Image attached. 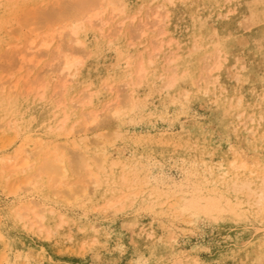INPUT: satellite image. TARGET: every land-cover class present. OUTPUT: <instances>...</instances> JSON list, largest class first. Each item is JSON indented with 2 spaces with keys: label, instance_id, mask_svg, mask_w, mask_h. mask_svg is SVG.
Masks as SVG:
<instances>
[{
  "label": "rangeland",
  "instance_id": "rangeland-1",
  "mask_svg": "<svg viewBox=\"0 0 264 264\" xmlns=\"http://www.w3.org/2000/svg\"><path fill=\"white\" fill-rule=\"evenodd\" d=\"M70 1L14 0L0 5V81L20 76L13 67L20 49L32 45L30 36L41 38L69 23L42 16L51 9L63 16ZM113 1L124 11L105 31H79L84 48L73 47L84 52L74 54L81 59L71 72L75 77L65 75L54 45L34 69L37 77L51 78L41 90L44 97L37 86L29 94L0 91V157L14 159L21 149L32 152L40 142L45 143H40L43 149L49 143L51 151L55 144L70 146L69 174L63 183L58 182L59 173L49 170L27 180L39 172L45 150L30 157L33 166L27 173H10L13 163L0 159V173L5 169L0 174V264H174L180 258L181 264H264V209L245 204L236 211L206 215L173 204L179 196L200 189L206 194L217 186L218 192L232 196L224 173L234 171L233 160L247 163L241 171L248 177L264 172V0ZM157 13L159 28L140 32L145 23L157 21ZM70 35L63 36L65 50L72 47ZM36 47L32 49L39 51ZM63 74L69 77L68 85L62 96L54 97L53 83ZM113 101L120 106L113 107ZM114 109L120 110L115 116ZM64 116L65 124L60 121ZM91 170L99 172L102 183L91 181ZM124 173H129V183L122 179ZM131 181L138 182L136 187ZM27 198L46 200V208H38L45 216L43 229L18 215ZM112 202L113 207L108 205Z\"/></svg>",
  "mask_w": 264,
  "mask_h": 264
},
{
  "label": "bare ground",
  "instance_id": "bare-ground-1",
  "mask_svg": "<svg viewBox=\"0 0 264 264\" xmlns=\"http://www.w3.org/2000/svg\"><path fill=\"white\" fill-rule=\"evenodd\" d=\"M5 1H14V0H0V5H2ZM69 6L68 5H64V7L66 8V9H64L65 10V12H64V15L63 16H61L62 14H61V12H59V11H57L56 9H51V10H48V11H46L45 12V14H44V12H43V18H44V20L46 19V20H48V19H51V18H56L57 19V17H59V21L60 22H66V21H69V23L68 24H65V25H63V26H61V27H58V28H55V29H53L52 31H50L49 32V34L48 33H46V35L45 36H43V34L42 35H40V36H42L41 38L39 37H35V36H33V37H35V38H33V37H31L30 36V38L29 39H31V40H29V41H31V43H32V45L34 46V47H36V45L38 44V46L36 47V48H38V47H40L38 50L39 51H37V49L34 51V49H32L33 48V46L31 45V46H28L27 45V47H28V49L26 50V49H24L25 47L23 46V48L22 49H24V50H26V51H24L23 50V52H22V49H20L21 51H20V57H18L17 59H19L18 61H16L15 63H16V65L13 67L14 68V70L16 69L19 73H20V76L18 77H16V79L14 80V78L12 79V81L10 82L9 81V79L8 80H6V81H3V80H1L0 81V91L3 93V92H5V93H8V94H13V93H17V94H29V93H32V92H34V91H32L31 92V89L35 86H37L38 88H37V90L38 91H40L39 93L37 92V96H38V94L41 96V95H43L42 97H44V93L45 92H43V91H41V90H43L44 88L45 89H47L46 88V86L48 85V83H50V81H51V78H47V77H44V75L42 76V77H37V74L39 73V71H38V73L37 72H35L34 71V69L36 68V65H37V63L42 59V58H44L45 57V55H47V53H49V52H51L52 51V47L54 46V45H56L55 46V49H56V54L58 55H55V56H57V57H62V69L63 70H66L65 72L67 73V74H65V75H71V76H74V71H75V67L76 68H78L77 67V65H79V63H81L80 61H81V59L79 58V59H77V54L76 55H74L75 54V52H81L82 50V47H81V49L80 48H75V47H73L74 46V43L76 44V46H78V45H84L83 43H84V41H82L81 39H79V37H78V34H79V31L80 30H82V28L83 27H88V28H92V29H94V28H96L97 30L96 31H98V30H100V32L103 30V31H105V28H104V26L105 25H107L108 23H110L116 16H117V14H120L122 11H124V10H122V9H120L121 7H119V4H117V3H115L113 0H71L70 2H69ZM118 6H117V5ZM159 6V8H161L160 7V5H158ZM161 6H163V5H161ZM108 8H110V10H111V12L108 14V17L106 16L105 18H103V15L106 13L105 11L108 9ZM123 9H124V7H123ZM63 10V11H64ZM109 10V9H108ZM108 13V12H107ZM106 13V14H107ZM38 15V14H37ZM61 16V17H60ZM66 16V17H65ZM38 17H41V15H39ZM160 17V14L159 13H157L156 14V18H157V21H155V23L154 24H152V26L150 25V24H148V23H145V25H146V27L145 28H143V27H141V29L142 30H139L140 32H142V33H144V31H146L147 29L149 30L150 28H153L154 27V30L156 29V28H159V26H160V23H162L161 21H162V19L161 18H159ZM42 18V19H43ZM143 25V24H142ZM163 28V27H162ZM87 29V28H86ZM158 30H160V29H158ZM94 31H95V29H94ZM162 31V30H161ZM164 31V30H163ZM163 31H162V33H163ZM99 32V31H98ZM66 33H68V35L69 34H71L70 36H69V38L70 37H72L71 38V43H72V47H70V46H68V47H70L72 50H69L70 48H67L68 50H65V48L63 49L62 47V45H61V43L63 42L62 41V39L65 41L66 40V38H63V36L65 35L66 36ZM141 33V34H142ZM147 33V32H146ZM139 34V33H138ZM161 34V33H160ZM159 34V35H160ZM31 35V34H30ZM107 35H110V33L109 34H107ZM144 35V34H143ZM146 35V34H145ZM38 36V35H37ZM103 36V35H102ZM112 36V35H111ZM142 36V35H141ZM28 37V36H27ZM26 37V38H27ZM106 37V36H105ZM108 37V36H107ZM162 37V36H161ZM39 39V42H36V44L34 45L33 43H35V40H38ZM27 41H28V39H26ZM24 41V40H23ZM161 41V40H160ZM26 42V41H25ZM157 42H159V41H157ZM67 44H68V42H66ZM161 44H162V42H160ZM22 44V43H21ZM21 44H18V45H21ZM26 44H27V42H26ZM63 44H64V42H63ZM161 44L159 45V46H161ZM17 45V46H18ZM157 45V44H156ZM12 46V49L14 50V48H13V46L14 45H11ZM22 46V45H21ZM62 46V47H61ZM14 47H16V46H14ZM80 47V46H79ZM17 48V47H16ZM83 48H84V46H83ZM154 48V47H153ZM157 48V47H156ZM54 49V47H53V51L55 50ZM152 49V48H151ZM155 49V48H154ZM15 51V50H14ZM13 51V52H14ZM12 52V53H13ZM82 52H84V50L82 51ZM151 52H152V50H151ZM16 53H18V52H16ZM52 53V52H51ZM55 53V52H54ZM10 54V53H9ZM81 54V53H80ZM153 54L154 53H152V56H153ZM13 55H15V54H13ZM53 55V54H52ZM155 55V54H154ZM18 56V55H17ZM80 56V55H79ZM78 56V57H79ZM15 57H16V55H15ZM15 57H14V59H15ZM150 57H151V55H150ZM153 59V58H152ZM59 60V59H58ZM150 60V59H149ZM60 61H61V59H60ZM60 63V62H59ZM11 66V65H10ZM215 68V67H214ZM59 69H61V68H59ZM74 69V71H73V73H71L72 72V70ZM142 70H144L143 69V65H142V67H140L139 68V74H138V76H142L141 74H142ZM11 71V74H13L12 73V70H10ZM33 71L35 72V75L34 76H36L35 78H33L34 76L32 75V73H33ZM211 71H213V70H211ZM137 72V71H136ZM209 72V71H208ZM46 74V73H45ZM64 74L62 75V77H60V80H59V77H57V76H59V75H57V76H55V77H57L58 78V80H57V82H56V80H54L56 83H53L54 84V89L55 90H52V92L54 91V93L52 94V96H57V95H60V93H62L63 94V91H65L64 89L66 88V85H68L67 84V79L69 78L68 76V78L67 79H65V76H64ZM16 75V74H15ZM40 76H41V74H39ZM38 75V76H39ZM75 77V76H74ZM53 78V77H52ZM71 78V77H70ZM205 78V77H204ZM10 79H11V77H10ZM9 81V84H6L7 82ZM53 81V82H54ZM69 81V80H68ZM72 81V80H71ZM172 82H174V81H172ZM5 85H9V87L7 86H5ZM24 87H26L25 89V91H23L24 89ZM52 87V88H53ZM49 88V87H48ZM35 89V88H34ZM33 89V90H34ZM44 89V90H45ZM47 92V91H46ZM68 92V91H67ZM35 93V92H34ZM88 93V92H87ZM82 95V94H81ZM84 92H83V98H84ZM89 95H90V93H89ZM51 96V98H53ZM54 96V97H55ZM60 96H62V95H60ZM60 96H59V98H60ZM116 96H118V95H116ZM78 97V96H77ZM77 97H75V98H77ZM86 97V99H87V96H85ZM50 98V97H49ZM65 98V97H64ZM82 98V97H81ZM80 98V99H81ZM116 98V97H115ZM85 99V98H84ZM83 99V100H84ZM85 99V100H86ZM88 100H89V98H88ZM118 100V99H117ZM69 101V100H68ZM82 100H80V102H81ZM57 102V101H56ZM55 102V103H56ZM59 102V104H60V102L61 101H58ZM57 102V103H58ZM64 102V101H63ZM71 102H73L72 100H71ZM89 102L91 103V98H90V100H89ZM114 102V101H113ZM75 103V102H74ZM76 103H78V104H80L79 103V101L77 102V99H76ZM90 103H88V104H90ZM107 103V102H106ZM105 103V104H106ZM115 103V105L113 106V107H115L116 106V102H114ZM134 103V102H133ZM77 104V105H78ZM82 104H83V102H82ZM104 104V105H105ZM108 104H110V103H108ZM118 104V103H117ZM61 105H63V104H61ZM76 104H73V106H75ZM81 105V104H80ZM56 106H57V104H56ZM60 106V105H59ZM64 106V105H63ZM84 106V105H83ZM118 106H120V105H118ZM118 106H116V107H118ZM132 106H134V104L132 105ZM67 107V106H66ZM70 107V106H69ZM75 107H77V106H75ZM74 107V108H75ZM85 107V106H84ZM104 107V106H103ZM113 107L111 108V107H109V109L111 108V109H113ZM115 107V108H116ZM122 107V106H121ZM135 107V106H134ZM72 108V107H71ZM76 109V108H75ZM106 109V108H105ZM108 109V108H107ZM131 109H133L134 110V108H131ZM27 110V109H26ZM59 110V109H58ZM62 111H63V109H61ZM81 110V109H80ZM82 111V110H81ZM110 110H108V112H109ZM111 111H113V110H111ZM67 112V111H66ZM88 112H90V111H88ZM91 112H93V111H91ZM95 112V111H94ZM99 113H100V111H98ZM120 112V110L119 109H114V111H113V114H114V116L115 115H117L118 113ZM26 113V112H25ZM63 113H65L64 111H63ZM81 113V112H80ZM83 114H85V113H83ZM92 114H94V113H92ZM66 115V114H65ZM67 115H69V114H67ZM76 115V114H75ZM87 115V114H86ZM91 115V114H90ZM89 115V116H90ZM102 115V114H101ZM20 116V115H19ZM21 116H23V115H21ZM83 116H85V115H83ZM88 116V115H87ZM87 116H86V118H87ZM89 116H88V118H89ZM94 116V115H93ZM99 116V115H98ZM53 117H54V115H53ZM68 116H64L63 118L64 119H62V120H60L61 121V123H63V124H65V122L67 121V118ZM100 117V116H99ZM99 117H98V119H99ZM83 118V117H82ZM86 118H85V120H86ZM110 118V117H109ZM84 119V118H83ZM102 119H105V118H102ZM90 120H92V118L90 119ZM99 120H101V119H99ZM110 120V119H109ZM18 121V120H17ZM28 121H29V119H28ZM80 121V120H79ZM78 121V122H79ZM84 120H82V122H83ZM87 121V120H86ZM94 121H96V119H94ZM104 121V120H103ZM108 121V120H107ZM49 122H50V120H49ZM85 122V121H84ZM97 122H99V121H97ZM14 123V122H13ZM73 123V122H72ZM76 123V122H75ZM87 123V122H86ZM95 123V122H94ZM103 123V122H102ZM15 124V123H14ZM14 124H10V128H12V129H14L13 128V125ZM62 124V126L64 127V125ZM77 124V123H76ZM75 124V125H76ZM93 124V123H92ZM109 124V123H108ZM16 125V124H15ZM14 125V126H15ZM61 125V124H60ZM73 125V124H72ZM82 125V124H81ZM87 125V124H86ZM89 125H90V123H89ZM101 125V124H100ZM55 126H56V124H55ZM80 126V125H79ZM83 126V125H82ZM97 126V125H96ZM99 126V125H98ZM102 126V125H101ZM60 127V126H59ZM59 127H57V128H59ZM75 127V126H74ZM84 127V126H83ZM87 127V126H86ZM102 127H104V126H102ZM109 127V126H108ZM48 128V127H47ZM50 128V127H49ZM72 128V127H71ZM70 128V129H71ZM87 128H89V127H87ZM112 128H113V125H112ZM29 129V128H28ZM75 129V128H74ZM81 129H83V128H81ZM85 129V128H84ZM101 129V128H100ZM24 130V129H23ZM49 130V129H48ZM60 130H63V129H60ZM69 130V129H68ZM88 130V129H87ZM112 130V129H111ZM51 131H52V129H51ZM57 131H59V130H57ZM56 131V132H57ZM65 131H67V129L65 130ZM70 131H72V129L70 130ZM78 131V130H77ZM80 131V130H79ZM86 131V130H85ZM59 132H61V131H59ZM76 132V131H75ZM111 132V131H110ZM73 133H74V130H73ZM77 133V132H76ZM85 133V132H84ZM118 134V133H117ZM66 135V133L64 134V136ZM69 135V134H68ZM119 136V135H118ZM70 137V136H69ZM86 138V137H85ZM80 139H82V138H80ZM72 140V139H71ZM74 140V139H73ZM85 140V139H84ZM55 142V141H54ZM64 142V141H63ZM71 142V141H70ZM74 141H72V143H73ZM41 143V142H40ZM38 144L39 145V149L37 148V146H36V148H34V149H32V152H31V150H29L28 148V150L29 151H27V149L26 150H22L21 149V152L22 153H17L18 154V156H17V154L14 156V159H16V158H19V157H21V159H18V161L19 160H21L20 162H17L16 160H14L13 159V155L12 156H10V155H6V157H5V160L6 161H9V162H11V163H13L11 166H10V169H9V167H8V169L10 170V173H27L28 171H29V169L33 166L32 164H30V157H33L35 154H37L38 152L39 153H41V151H43V150H45V151H47L46 153L44 152H42L43 154H44V156H43V161H41L42 162V164L40 165V167L38 168V166H36V168H38L37 169V171H39V172H37L36 174L34 173H32V175L30 174L29 176L30 177H28L27 178V180L28 181H31V180H33L37 175H42L41 173L43 172V170H44V172H46L45 170H49L48 172L49 173H51L52 172V175H53V173H54V175H55V173H59L58 174V177L59 176H62L59 180L60 181H58L59 183H63L62 182V179H64V178H66L67 177V175L69 174V168H68V166H67V164H69V162H68V160L69 159H67V156H68V151H67V148H69L68 147V145L67 144H62L61 142H60V144H62V146L60 147V145H52L53 147V149H52V151L50 150H47V148H48V146H50V145H48L47 144V146H46V149L44 148H41V144H43V143H41V144ZM56 143V142H55ZM58 143V142H57ZM75 143V142H74ZM73 143V144H74ZM85 143V142H84ZM77 144V143H76ZM82 144V143H81ZM80 145V144H79ZM42 146H45V143L42 145ZM72 146V145H71ZM75 146V145H74ZM22 147H24V146H22ZM73 147V146H72ZM76 147V146H75ZM25 148H26V146H25ZM77 148V147H76ZM80 148H81V146H80ZM60 149H62V150H60ZM72 149V148H71ZM40 150V151H39ZM36 151H38L37 153H36ZM49 152V153H48ZM41 153V154H42ZM14 154V153H13ZM40 154V155H41ZM4 157H0V159L1 158H3L4 159ZM40 157H42V155L40 156ZM36 158H38V157H36ZM69 158V157H68ZM104 158H106V157H104ZM39 159V158H38ZM67 159V160H66ZM73 159V158H72ZM115 159V158H114ZM34 160V159H33ZM37 160V159H36ZM100 160V159H99ZM103 160H105V159H103ZM4 161V160H3ZM6 161H4L5 163H6ZM13 161H15V163L13 162ZM66 161L68 162L67 164H66ZM101 161H102V159H101ZM112 161H114V160H112ZM137 161V160H136ZM31 162H33V161H31ZM40 162V163H41ZM120 162V161H119ZM8 163V162H7ZM10 163V164H11ZM90 163V162H89ZM89 163H86V164H88L87 166L89 167V169H91V164H89ZM93 163V162H92ZM100 163V162H99ZM101 163H104L103 161L101 162ZM136 163V162H135ZM138 163V162H137ZM34 164V163H33ZM94 164V163H93ZM123 164V163H122ZM230 164V163H229ZM1 165H3V164H0V168H1ZM37 165V164H36ZM81 165V164H80ZM83 165H85V164H83ZM99 165V164H98ZM102 165V164H101ZM231 165V167H232V169L234 170V171H232V170H229V171H231L229 174L228 173H224V175L225 176H227V178L226 179H224V181H227V179H228V185L226 186L227 187V190L229 191V193H232L233 195L231 196V195H228V196H225L224 194H222V193H220V192H218L216 189H217V187H215V188H213L212 190H210V192H208V193H206V194H202V189H200V191H201V193H191L190 195H188V196H186L185 195V197L184 196H182V198H179V197H177V199L175 198V201H174V203L173 204H175V203H177L179 206L178 207H180L181 209H183V208H187V209H196L197 211H200V212H202V213H204V214H206V215H216V214H218V213H224V211H226V210H228V211H236L237 209H239L240 207H243L245 204L246 205H248L249 207H251L252 209L253 208H258V209H260V210H263L264 209V172H262V174H261V176L260 177H258L257 178V175H256V178L254 177V178H252V177H248V176H246L245 174H244V171H241V170H246L247 169V163H245V162H243V161H241L240 163H237L236 161H232V163L230 164ZM6 166H7V164H6ZM87 166H85L86 168H88ZM113 166V165H112ZM133 166V165H132ZM139 166H140V164H139ZM3 167H5V166H2V169H3ZM69 167H70V165H69ZM100 167V166H99ZM104 167H105V165H104ZM108 167V166H107ZM114 167V166H113ZM6 168V167H5ZM85 168V169H86ZM97 168V167H96ZM33 169V168H32ZM106 169V168H105ZM111 169V168H110ZM120 169H121V167H120ZM254 169V168H253ZM4 171H5V169H3ZM9 170H8V173H9ZM72 170V169H71ZM93 170V169H92ZM92 170L90 171V173H89V175L93 178V179H91V181H93L94 180V184H97L99 181H101V183H102V180L101 179H99V176H98V174H99V170H98V168H97V170H96V172H98V174L97 173H95V172H92ZM102 170V169H101ZM122 170V169H121ZM135 170H136V168H135ZM134 170V171H135ZM210 170V169H209ZM212 170V169H211ZM214 170V169H213ZM212 170V171H213ZM227 170V169H226ZM227 170V171H228ZM259 170V169H258ZM4 171H2V174H3V172ZM42 171V172H41ZM51 171V172H50ZM103 171V170H102ZM102 171H101V174H102ZM110 171V173H111V171H112V169L111 170H108V172ZM132 171V170H131ZM134 171H132L133 173H134ZM197 171V170H196ZM211 171V172H212ZM249 171V170H248ZM0 172H1V170H0ZM105 172V171H104ZM122 172V171H121ZM125 172H127V171H125ZM136 172H137V170H136ZM210 172V171H209ZM226 172V171H225ZM251 172V171H250ZM249 172V173H250ZM255 172V171H254ZM254 172H252L253 174H254ZM8 173L6 174L5 173V175H7L8 176ZM47 173V172H46ZM49 173H47V174H49ZM106 173V172H105ZM131 173V172H130ZM218 172H216V174H217ZM1 174V173H0ZM1 174V175H2ZM44 174V173H43ZM88 174V173H87ZM108 174V173H107ZM125 174V173H124ZM129 173H127V175H128ZM221 174H223V173H221ZM245 176H244V175ZM259 174H260V171H259ZM258 174V175H259ZM39 175V176H40ZM114 175V174H113ZM113 175H110V177L111 176H113ZM123 175V174H122ZM122 175H120L119 176V178L122 176ZM127 175L125 174V176H123V180H124V182L125 181H127V180H129V179H127ZM144 175V174H143ZM142 175V176H143ZM218 175H220V174H218ZM28 176V175H27ZM87 176V175H86ZM102 176V175H101ZM104 176H105V174H104ZM107 176V175H106ZM129 176V175H128ZM132 176H133V174H132ZM134 176H136V175H134ZM133 176V177H134ZM201 176V175H200ZM211 176V175H210ZM11 177V176H10ZM12 177H13V175H12ZM18 177V176H17ZM38 177V176H37ZM36 177V178H37ZM56 177H57V175H56ZM72 177V176H71ZM109 177V176H108ZM109 177V178H110ZM113 177H115V175L113 176ZM132 177V178H133ZM144 177V176H143ZM142 177V178H143ZM214 177V176H213ZM221 177V176H220ZM224 177V176H223ZM25 178V177H24ZM53 178V177H52ZM54 178H55V176H54ZM53 178V179H54ZM106 178V177H105ZM120 178V179H121ZM131 178V179H132ZM136 178V177H135ZM134 178V179H135ZM201 178V177H200ZM103 179H104V177H103ZM106 179H108V178H106ZM113 179H115L116 180V178H113ZM257 179H259L258 181H257ZM19 180V179H18ZM24 180H26V178L24 179ZM114 180V181H115ZM133 180V179H132ZM143 180V179H142ZM212 180V179H211ZM216 180H217V178H216ZM221 180V179H220ZM219 180V181H220ZM21 181V180H20ZM130 181V180H129ZM135 181V180H134ZM137 181H138V179H137ZM136 181V183H138ZM144 181H146L145 183H147L148 181L147 180H145L144 179ZM144 181H143V183H144ZM212 181H214V179L212 180ZM53 182V181H52ZM105 182H107V180L105 181ZM112 182V180L110 181V183ZM128 182V181H127ZM131 182H133V181H131ZM130 182V183H131ZM139 182H140V180H139ZM55 183H56V181H55ZM58 183V184H59ZM110 183H108L107 182V184L109 185ZM129 183V182H128ZM134 183L135 182H133V184L132 185H134ZM135 183V184H136ZM142 183V182H141ZM140 183V184H141ZM213 183V182H212ZM217 183V182H216ZM225 183V182H224ZM53 184V183H52ZM74 184V183H73ZM139 184V185H140ZM17 185V184H16ZM19 185V184H18ZM62 185V184H61ZM72 185V184H71ZM122 185H124V184H122ZM125 185H126V183H125ZM131 185V188H133V186ZM137 185V184H136ZM136 185H134L135 187H136ZM138 185V186H139ZM149 185V184H148ZM12 186V185H11ZM66 187L68 186V188H66V190L68 189L69 190V188L71 187V186H69V183H68V185H65ZM73 186V185H72ZM86 186V185H85ZM138 186H137V188L136 189H138ZM142 186V185H141ZM141 186H139V189H138V191L140 190V187ZM214 186V185H213ZM216 186V185H215ZM53 187H55V186H53ZM60 187H62V186H60ZM128 187H130V185L128 186ZM18 187H16V189H17ZM52 188V187H51ZM50 188V189H51ZM56 188V187H55ZM87 188V187H86ZM86 188H84V191H85V189ZM115 188V187H114ZM131 188H128V189H131ZM56 189H58V188H56ZM63 189V188H62ZM110 189V188H109ZM112 189V188H111ZM111 189H110V191H111ZM168 189V188H167ZM207 189V188H206ZM209 189V188H208ZM221 189V188H220ZM52 190V189H51ZM72 188H71V193H72ZM117 190V189H116ZM119 190V189H118ZM125 190H127V189H125ZM133 190V189H132ZM131 190V191H132ZM135 190V189H134ZM172 190V189H171ZM60 191V190H59ZM70 191V190H69ZM74 191V190H73ZM87 191V190H86ZM112 191H113V189H112ZM164 191V190H163ZM182 191V190H181ZM57 192V191H56ZM61 192V191H60ZM68 192V191H67ZM67 192H66V194H67ZM88 192V191H87ZM119 192H121V193H123V191H119ZM134 192V191H133ZM52 193H54V192H52ZM63 193H65V192H63ZM115 193V192H114ZM128 192L126 191V194H127ZM131 194H132V192H130ZM135 193H136V191H135ZM135 193H133L134 195H135ZM159 193V192H158ZM62 194V193H61ZM73 194V193H72ZM75 194H76V192H75ZM89 194V193H88ZM138 193H136V195H137ZM39 195H40V193H39ZM59 195V194H58ZM57 195V197H60V196H58ZM63 195V194H62ZM87 195V194H86ZM122 195V194H121ZM124 195V194H123ZM130 195V194H129ZM134 195H132V196H134ZM41 196V195H40ZM54 196H56V193H55V195ZM125 196H128V195H124L123 197H125ZM42 197V196H41ZM62 197V196H61ZM130 197H131V195H130ZM174 197H176V196H174ZM31 198V197H30ZM29 198V199H30ZM43 198V197H42ZM42 198H40V201H36L37 199H39V198H37V199H35V200H28V198H27V201H26V204L25 205H23V207H21V208H19L18 209V215L19 216H21V217H23V215H24V219H25V217L26 218H28V221L27 220H25V221H27L28 223H29V225L31 226V227H34V226H39L38 228H41V229H43V226H44V219H45V216L43 215V211L42 210H40V209H44V208H46V203H45V201L46 200H44V199H42ZM118 198H120L119 196H118ZM121 198H122V196H121ZM125 198H128V197H125ZM172 198H173V196H172ZM46 199V198H45ZM114 202V204H115V201H113ZM113 202L112 203H109L108 205H110L111 207H113L112 206V204H113ZM117 202H118V200H117ZM24 204V203H23ZM113 204V205H114ZM172 204V203H171ZM170 203H169V205H171ZM39 207H42V208H40L39 210L40 211H42L41 213L38 211V208ZM49 207V206H48ZM175 207H176V205H175ZM178 207H176L177 209H178ZM47 209H49V208H47ZM52 209H53V207H52ZM173 209H175V208H173ZM255 209V210H256ZM257 209V210H258ZM178 210H180V209H178ZM45 211V210H44ZM50 211V210H49ZM182 211V210H181ZM52 212H54V210L52 211ZM17 215V216H18ZM18 216V217H19ZM21 217H19V219H23V218H21ZM24 219H23V221H24ZM26 222V223H27ZM39 230V231H42V230ZM178 258V257H177ZM182 263V261H181V258H180V260H178L177 262L179 263V264H181L180 262ZM194 261V260H193ZM177 262H175V263H177ZM174 263V264H175ZM186 264H187V262H185ZM172 264H173V262H172ZM193 264H195V262L193 263Z\"/></svg>",
  "mask_w": 264,
  "mask_h": 264
}]
</instances>
